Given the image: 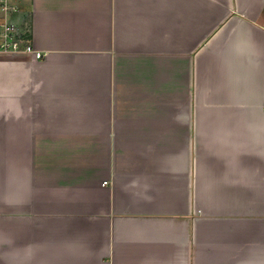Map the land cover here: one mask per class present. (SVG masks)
Masks as SVG:
<instances>
[{"label": "crops", "instance_id": "1", "mask_svg": "<svg viewBox=\"0 0 264 264\" xmlns=\"http://www.w3.org/2000/svg\"><path fill=\"white\" fill-rule=\"evenodd\" d=\"M19 2L0 264H264V0Z\"/></svg>", "mask_w": 264, "mask_h": 264}, {"label": "built area", "instance_id": "2", "mask_svg": "<svg viewBox=\"0 0 264 264\" xmlns=\"http://www.w3.org/2000/svg\"><path fill=\"white\" fill-rule=\"evenodd\" d=\"M19 0H0V53L16 55L30 53L35 58L42 59L43 54L36 51L30 42L29 25H18L12 17L20 10ZM108 182H103L107 185Z\"/></svg>", "mask_w": 264, "mask_h": 264}]
</instances>
